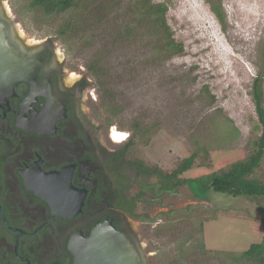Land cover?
<instances>
[{"label": "rangeland", "instance_id": "rangeland-1", "mask_svg": "<svg viewBox=\"0 0 264 264\" xmlns=\"http://www.w3.org/2000/svg\"><path fill=\"white\" fill-rule=\"evenodd\" d=\"M135 1L78 0L76 10L60 16L31 8L32 0H0L23 41L53 42L70 76L86 79L87 105L97 122L110 119L108 129L132 136L136 122L149 130L134 146L145 161L172 171L199 140L209 153H200L183 175L195 178L249 155L261 134L254 128L252 85L264 75V0H157L168 3V23L184 44L182 53L170 56L159 52L161 35L134 21ZM212 2L222 3L225 24ZM76 12L84 25L62 35L64 20ZM128 31L133 34L120 33ZM96 57L105 69L101 79L87 70ZM257 175L264 179V162ZM190 191L186 186L167 198L187 200L190 211L166 216L156 227V221L147 224L139 234L147 264H225L221 251H243L263 239V204L213 190L208 200H197ZM198 225L207 252L176 257L175 246Z\"/></svg>", "mask_w": 264, "mask_h": 264}, {"label": "flooded vegetation", "instance_id": "flooded-vegetation-1", "mask_svg": "<svg viewBox=\"0 0 264 264\" xmlns=\"http://www.w3.org/2000/svg\"><path fill=\"white\" fill-rule=\"evenodd\" d=\"M10 31L25 75L0 80V264H74L71 244L109 222L145 252L147 224L191 207L167 199L187 185L160 191L132 135L116 142L96 121L88 82L70 76L56 44Z\"/></svg>", "mask_w": 264, "mask_h": 264}, {"label": "trees", "instance_id": "trees-1", "mask_svg": "<svg viewBox=\"0 0 264 264\" xmlns=\"http://www.w3.org/2000/svg\"><path fill=\"white\" fill-rule=\"evenodd\" d=\"M213 10L222 24L226 22L225 10L222 3H213ZM79 6L78 0H32L31 8L43 10L47 15L71 14ZM169 10L166 1L157 0H136L132 7L134 21L140 24L147 22L148 27L155 34L161 35L159 41V52L167 53L169 56L179 54L184 51V44L175 39L173 29L168 23L167 13ZM81 20L80 14L66 17L61 26L60 33L70 35L76 32ZM128 32H120L123 36H129ZM131 35L133 33H130ZM88 74L97 79H101L105 74L103 63L99 57L87 64ZM252 99L258 115V123L254 128L261 131V134L251 142L252 151L246 157L231 162L227 167L220 170L204 174L198 177H184V173L192 169L200 153L208 154L209 150L199 140H196L195 150L185 157L175 169L165 171L159 166H155L154 173L159 177L160 191H175L181 185H187L199 200H208L210 191L227 194L230 196H242L258 204L264 205V179L257 175L258 170L264 162V75L258 74L252 85ZM108 124L110 119L106 120ZM229 124L232 120H228ZM133 145L137 144V138L145 135L149 130L142 127L139 122L133 126ZM152 128V127H150ZM148 128V129H150ZM229 135H236L237 128ZM229 130V129H228ZM148 142V141H147ZM144 163V162H143ZM150 166L148 169H152ZM263 209V208H262ZM191 209H188L190 211ZM176 257L180 259L192 252H207L204 239V227L198 225L185 235L175 246ZM224 254L225 264H264V237L259 242L252 243L249 248L239 252L221 251Z\"/></svg>", "mask_w": 264, "mask_h": 264}, {"label": "water", "instance_id": "water-1", "mask_svg": "<svg viewBox=\"0 0 264 264\" xmlns=\"http://www.w3.org/2000/svg\"><path fill=\"white\" fill-rule=\"evenodd\" d=\"M1 10L0 80L16 82L25 75V69L21 56L10 46L13 22L6 16L2 20ZM71 249L75 253L74 264H147L143 250L110 222L97 226L89 238L73 242Z\"/></svg>", "mask_w": 264, "mask_h": 264}, {"label": "bare ground", "instance_id": "bare-ground-1", "mask_svg": "<svg viewBox=\"0 0 264 264\" xmlns=\"http://www.w3.org/2000/svg\"><path fill=\"white\" fill-rule=\"evenodd\" d=\"M112 136L116 142H121L125 139L127 134L125 132H122L115 127L113 128ZM127 138V137H126Z\"/></svg>", "mask_w": 264, "mask_h": 264}]
</instances>
